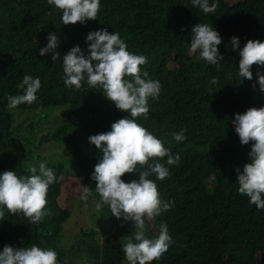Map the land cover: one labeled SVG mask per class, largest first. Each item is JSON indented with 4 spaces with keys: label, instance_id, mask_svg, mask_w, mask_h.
<instances>
[{
    "label": "trees",
    "instance_id": "obj_1",
    "mask_svg": "<svg viewBox=\"0 0 264 264\" xmlns=\"http://www.w3.org/2000/svg\"><path fill=\"white\" fill-rule=\"evenodd\" d=\"M209 2L218 3L215 13L204 14L191 0H100L96 20L63 25L62 12L47 0H0V174L12 170L30 176L33 167L39 174L44 163L58 178L47 193L46 207L53 215L42 222L32 224L22 213L5 209L0 251L5 245L35 244L56 251L58 264H128L120 236L126 235V221L107 205L96 208L100 196L91 175L102 153L88 138L110 131L113 122L131 118L130 113L116 109L102 89L86 82L80 90L67 87L65 53L55 61L52 53L39 55L49 32L57 33L63 49L75 31L82 30L81 39L83 31L107 28L119 33L130 53L147 58L141 72L162 85L159 98L148 100V119L140 116L137 122L181 157L178 165L168 166L164 180L149 177L161 199L174 202L157 220L167 224L173 242L151 264H264V210L238 192L235 175V169L242 171L251 162L253 142L241 145L232 124L235 114L264 107V92L256 83V73L264 68L253 65L252 80L240 77V57L230 43L233 36L240 48L250 39L264 42V0ZM198 23L211 24L221 35L220 67L190 54L192 27ZM87 49L82 48L85 55ZM25 75L41 80L37 101L10 109L7 98L23 94L17 85ZM213 78L217 85L210 83ZM181 129L186 139L176 142L172 133ZM49 143L65 155L48 158L39 149ZM74 173L92 189L87 200L82 190L76 202L77 211L83 208L93 223L87 230L77 223L72 229L73 211L59 204L61 177ZM137 178L134 173L121 177L126 183ZM102 222L111 233H100ZM66 228L74 231L70 246L64 240Z\"/></svg>",
    "mask_w": 264,
    "mask_h": 264
},
{
    "label": "clouds",
    "instance_id": "obj_2",
    "mask_svg": "<svg viewBox=\"0 0 264 264\" xmlns=\"http://www.w3.org/2000/svg\"><path fill=\"white\" fill-rule=\"evenodd\" d=\"M47 3L62 12L63 25H83L96 20L100 10V0H47ZM191 3L204 14L215 13L218 8L217 2L210 4L209 0H191ZM81 31L72 33L63 49L57 33L49 32L48 42L39 49V55L52 53L55 61L65 53L62 62L67 87L80 90L86 82L90 88L102 89L116 109L130 113L131 118L113 122L110 131L89 136V143L102 153L91 179L96 182L95 192L100 196L97 210L107 205L112 215L132 222L133 232L122 242L128 264H151L168 251L173 241L165 223L160 224L157 238H147L145 218L152 220L168 211L174 202L162 200L156 182L149 177L155 175L157 180H164L170 175L168 166L178 165L181 160L178 153L173 154L161 139L137 122L140 116L148 119V100L159 98L162 85L148 78L147 71L141 72L147 58L130 53L119 33H110L107 28L88 34L83 31L80 39ZM85 34L86 42L83 41ZM221 42V35L211 24L198 23L192 27L189 51L198 54L197 59L220 67L219 61L224 56L217 46ZM230 43L240 57L239 76L252 80V66L264 68V42L250 39L240 48L239 38L233 36ZM87 45L88 54L85 55L82 48ZM256 77L259 90L264 92V73L258 71ZM210 83L217 85L218 81L213 78ZM17 87L23 94L8 96L10 109L35 103L41 80L25 75ZM232 124L241 145L253 142L248 154L251 162L246 163L242 171L235 169L238 192L247 196L249 203L258 210H264V107H250L244 113L235 114ZM172 136L176 142H183L186 129ZM30 171L33 173L30 176H18L12 170L0 174V220H4L5 209L10 214L22 213L32 224L53 215L46 206L49 187L58 179L56 173L44 163L39 166V174H35V167ZM131 173L138 178L127 183L121 179ZM91 195L92 189L84 186L82 199L87 200ZM0 264H58V254L35 244L19 248L5 245L0 251Z\"/></svg>",
    "mask_w": 264,
    "mask_h": 264
},
{
    "label": "rangeland",
    "instance_id": "obj_3",
    "mask_svg": "<svg viewBox=\"0 0 264 264\" xmlns=\"http://www.w3.org/2000/svg\"><path fill=\"white\" fill-rule=\"evenodd\" d=\"M237 1L239 0H229L230 3H235ZM46 128L47 126L39 130L38 135L45 132L47 130ZM39 150L43 154H45L48 158H53V159L65 155L64 149L62 151V149H60L54 143L43 144L42 146H40ZM61 186H62V192H61V196L59 197V204L61 207L71 209V211H73L74 220L71 219L72 220L71 228L72 229L76 228L75 223H77L81 227H84L86 230L92 227L93 223L90 219L89 213H86V211L83 208H82V212L77 211V206H76L78 195H80L81 191L84 189L85 186L83 179L81 177H77V174L75 173L71 175H67L66 177L62 176ZM145 219H146V227H147L146 237L157 238L160 231L159 229L160 221H157L158 216L153 218L152 220H148L147 218ZM131 225L132 222L128 221L123 226L126 235H120L122 242L125 241L124 238H127L132 234L133 228ZM98 229L100 233H105V232L111 233L109 225L104 222L98 225ZM64 233H65L64 240L66 241V244L70 246L72 244V238L74 237V231H71L69 230V228H66L64 229Z\"/></svg>",
    "mask_w": 264,
    "mask_h": 264
}]
</instances>
